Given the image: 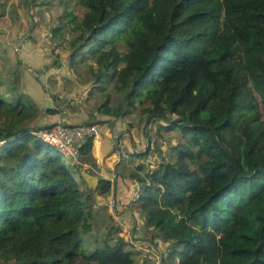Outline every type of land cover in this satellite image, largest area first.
Listing matches in <instances>:
<instances>
[{"label":"trees","instance_id":"16d2710c","mask_svg":"<svg viewBox=\"0 0 264 264\" xmlns=\"http://www.w3.org/2000/svg\"><path fill=\"white\" fill-rule=\"evenodd\" d=\"M74 1L81 15L65 8L50 28L54 37L68 22L77 30L68 61L91 54L95 78L129 87L126 104L146 101L140 110L165 121L155 130L181 136L168 145L172 159L134 174L131 199L144 231L168 241L164 263L264 264V0ZM14 92L0 96V262L150 264L133 263L109 213L93 245L97 210L80 186V162L31 132L34 104ZM95 110L125 111L105 100ZM90 145H79V161ZM150 148L159 149L154 139L138 154ZM109 188L104 177L94 186Z\"/></svg>","mask_w":264,"mask_h":264},{"label":"rangeland","instance_id":"374dc122","mask_svg":"<svg viewBox=\"0 0 264 264\" xmlns=\"http://www.w3.org/2000/svg\"><path fill=\"white\" fill-rule=\"evenodd\" d=\"M27 1L28 4H24V6L22 7V0H12V2L8 0L7 14L3 18L0 16V80L2 81V87H4L5 84L10 86L13 91L12 93L14 94V89L15 91H17L22 90L23 88V90L30 93L32 99L38 103V96L30 88V83L32 82H29L27 84L24 73L33 72L34 74H38L39 78H41V84L44 83V88L47 89V84L50 83L51 80H49L50 76L49 78H47V73L45 72L55 70V72L57 73L58 69L62 73L67 72L68 74H70V80H64L61 87L59 86L58 89L54 87L53 91H50L49 93L52 99L46 97V104L50 102L52 105L53 103H58L60 106H62V110L75 109L79 110L81 112V115H83L85 109L95 111L96 105L101 101L105 100L106 104L112 106H115L117 102H120L122 108H124V110L126 111L123 115H125L127 120H132L134 122L133 124L135 125V131L140 132L142 136L141 142L143 143V141H145L146 143L145 136H147L150 138L149 141L154 139L157 146L159 147V149L150 148L147 154L135 153V151L139 149L133 148V152L130 151L128 153L129 156L128 154H126V156L122 155L121 163L124 164L126 162V166L122 165V167L125 169L124 174L128 175L129 172L134 169V166H136L138 162H140L139 172H141L140 175H142L146 171L150 163L153 167L155 166V162L157 159H159L160 156L165 160L172 159L174 155L171 153L168 145L172 144L176 140L181 139L178 130L176 128L164 127H158L159 129L155 130L157 125L165 124V121L161 116H151L150 114L147 115L146 111L140 110V107L147 103L146 101L138 102L137 98L135 97L133 98L132 105L126 104L127 98L124 92L129 87L122 90L117 88L113 84V80L110 79L107 75L100 76L98 77V79L95 78L94 70L96 69V63L94 62L91 54H85L82 59H79L80 50L76 51L74 58L71 61L72 63H70L68 61V54L72 47H70L68 43L69 40H71L77 33V30L71 27L72 24L68 22V25L62 28L60 37L55 38L50 34V28L61 18L60 14L65 8L70 9L76 17H79L82 13L83 7L77 4L74 0ZM11 6H13L12 10L9 9ZM17 10H21L23 12L22 22H17L20 18V15L16 14ZM0 11H2V9ZM14 24H16V26H14ZM20 26H25V32L29 31V29L30 31H33L30 40L31 44L34 45L31 56L39 55L40 58L42 57V59H44L43 61H46L45 63H42L38 66L36 65V63L31 62L32 59H28V55H26L22 50L23 48L20 49L17 46V43L20 42V38L18 37V35H16V30L19 29ZM25 36L28 37L27 34ZM118 49L119 51L125 49L124 45L121 42H118ZM31 66H33V68H31ZM51 84L55 86L54 82H51ZM38 86L41 87L39 83ZM0 96L2 95L0 94ZM10 98H12V95L10 96ZM123 115L118 116L117 118L123 117ZM81 121L82 120H80V122ZM126 125L128 126L130 124L126 122ZM142 128L145 129L146 134L148 135L144 134L141 131ZM128 135H131V131ZM135 135L136 133L133 135L132 139L135 138ZM134 143L136 144L137 142ZM135 147H138V144H136ZM122 152H124V150H122ZM65 157L68 158L67 156ZM134 179L138 181L137 178ZM106 194H101V198ZM97 195H99V193H97ZM125 195L127 197L128 194ZM131 197L133 196L129 197V201ZM99 199V196H97V200ZM92 205L97 210V212L94 213L93 218H96L99 225L96 229H93L90 232V234H94V236H96L95 241H93V245H96L102 242V240L99 239V236L101 235V232L106 229L105 225L109 223V220L106 216L107 211L105 208H103V200L93 201ZM140 226L143 227L142 223ZM142 234L143 236H148V234L143 230ZM120 235H122V238L124 240H131L127 236V231H122ZM104 237L106 239L108 238L106 236ZM141 239H143L144 242L146 240L144 237H142ZM84 241H86L85 244H87L88 246L92 244L88 240H85V237ZM160 246H164L167 248V244L165 246L164 242L161 240L157 242L156 248L158 250L164 248H160ZM125 247L132 249V256H134L133 263H137L145 259L142 253L139 252V250L136 248L133 240H131L130 244L127 243ZM133 249H135V251ZM165 254L166 250H164L162 261L163 264H168L167 260L166 263H164ZM0 264L11 263L0 262Z\"/></svg>","mask_w":264,"mask_h":264},{"label":"crops","instance_id":"0c3cea01","mask_svg":"<svg viewBox=\"0 0 264 264\" xmlns=\"http://www.w3.org/2000/svg\"><path fill=\"white\" fill-rule=\"evenodd\" d=\"M9 1L12 2V0H9ZM14 1H17V0H14ZM7 3H8V0H0V10L2 9V11H0V13H2L0 14V16L2 18L6 16L7 14V11H8ZM22 3L23 4L21 6L23 7L24 4L25 5L28 4V1L24 0L23 2L22 0ZM12 7L13 6H11L10 8L8 7V8L12 10L13 9ZM22 13L23 12L21 10H17L16 14L20 15V18L18 19L17 22H22L23 20ZM14 26H16V24H14ZM24 28L25 26H20V28L16 30V35H18V37L20 38V42L17 43V46L20 49L23 48L22 50L26 55H28V59H32L31 62L36 63V65L39 66L40 64L45 63L46 61H43L44 59H42V57L40 58L39 55L31 56V52H32L34 45L31 44L30 40H31L33 31H30L29 29V31L25 32ZM26 34L28 35V37L25 36ZM31 68H33V66H31ZM45 73H47L46 74L47 78H49L50 76L49 80H51V82H54L55 86H53L50 82L47 84V89H45L44 83L41 84L40 82L41 78H39L38 74L36 73L34 74L33 72L24 73L25 75L24 77H26L25 80L27 84L29 82H32L30 83V88L38 96V100H39L38 103L34 101L32 97L30 96V93L23 90L22 88V91L25 93L26 97H28V99L32 101L35 107V115L33 118L29 120V123L31 125L39 126V125H45V124H49V123L59 121V120H63L65 122L76 123V122H80V120L84 121L88 119H98L99 118V120L97 121L99 124L97 135L94 137V139H92V142L90 145V154L92 158L90 157V159L87 158L84 161H80L79 174L82 176L83 173H89V174H93L97 176V174H99L97 171V168H98L99 170H102L101 172L104 173L105 175L108 172V167L113 166V168L115 169L116 175H117V181L115 178L112 191L115 194L120 195L124 199V204L116 206V213H115L116 216L118 218H121L122 222H124V225H125L124 228L131 233L132 237H138V238L144 237L146 240H148L149 236H151V240L153 239L154 245L157 247V242L160 239H157L155 238V236H152L153 229H151V227H149L146 232L144 231V227L140 226L142 223V216L138 211V208L136 206V201H132V202L129 201V197L135 196V191L139 186L138 181L134 179L136 178L134 174L140 175L141 173L139 172L140 162H138L136 166H134V169L130 171L128 175L124 174L125 169L122 167V165L126 166V162L124 164L121 163L122 155L126 156V154H128L130 151L133 152V148L139 149L135 151V153H138V152L143 151L146 147L145 141H143V143L141 142L142 136L140 132H137L134 129L135 128V125L133 124L134 122L132 120H127L125 115H123L125 114L126 111L118 115V116L123 115V117H120V118H117L118 116H114V115H111L105 112H100L96 110L92 111V110H87V109L84 110L83 115H81V112L79 110H75V109L63 110L64 111L63 114H60L59 111L63 109L62 106L58 105V103L57 104L53 103L52 105L51 102L46 104L45 99L46 97L51 98L49 93L50 91H53L54 87L58 89L59 86L61 87L64 80H70V74H68L67 72L62 73L60 72L59 69L57 70V73L55 72V70L45 72ZM1 82L2 81L0 80V94L2 95V97L6 99H12L15 94L7 90L6 84L4 85V87H2ZM38 83L40 84L41 87L38 86ZM11 95H12V98H10ZM48 107L57 108V110L54 112H48L46 110ZM108 118L110 120V123L108 122ZM126 122H128V124L130 125L127 126ZM130 131H131V135H128ZM135 133H136L135 138L132 139ZM134 142H137L136 144H138V147H135L136 144ZM122 150H124V152H122ZM148 168H153L151 163L149 164L147 169ZM80 186L85 188L86 194L90 193L89 197L92 199V202L104 200L106 196L105 195L104 197L101 198L100 196L101 194L97 195V192L94 190L95 184L94 186L90 187L89 184L85 180L83 183L80 184ZM125 194H128L127 197ZM97 196H99L100 198L99 200H97ZM105 209L107 213L110 214L112 218L111 220L115 224L116 223L115 219L114 217H112L109 209L106 206H105ZM142 230L145 233H147L148 236H143ZM122 231L124 230L119 226L117 233L120 235ZM163 242L165 246L166 244H168V241H163ZM130 243L131 242H129V244ZM161 247H164V246H160V248ZM162 249L166 250V247ZM133 250L135 251V249ZM132 257L134 258V256Z\"/></svg>","mask_w":264,"mask_h":264},{"label":"built area","instance_id":"2783aa9c","mask_svg":"<svg viewBox=\"0 0 264 264\" xmlns=\"http://www.w3.org/2000/svg\"><path fill=\"white\" fill-rule=\"evenodd\" d=\"M97 123L98 122L94 121V119H91L87 122L81 121L76 123L52 122L48 125L36 126L35 128L31 129V132L48 144L55 146L71 161L79 163V145L88 138H90L92 142V139H94V137L97 135ZM97 171L99 173L97 175L109 180L110 188L103 200V204L109 209L112 217H114L116 222L115 224L118 227L120 226L125 232L127 231V236L129 239L133 240L136 248L142 253V255L149 261L150 264H163L162 258L164 250H158L154 245V242H150L148 240H145L144 242L141 238L132 237L131 233L124 228L125 225L121 218L116 216V206L124 204V199L112 191L116 178V172L113 166L108 167V172L105 175L101 172L102 170H99L98 168ZM131 240L129 241L131 242Z\"/></svg>","mask_w":264,"mask_h":264},{"label":"water","instance_id":"95a60500","mask_svg":"<svg viewBox=\"0 0 264 264\" xmlns=\"http://www.w3.org/2000/svg\"><path fill=\"white\" fill-rule=\"evenodd\" d=\"M60 112V114H63V110H60L59 111ZM55 122H61V123H65V121H63V120H59V121H55ZM108 122L110 123V120H109V118H108ZM142 132L144 133V134H146V131H145V129L143 128V130H142ZM145 139H146V144H145V146L148 144V137L147 136H145ZM82 177H83V179L89 184V186L91 187V186H94V184H95V182L98 180V178L99 177H101V176H96V175H93V174H89V173H83L82 174Z\"/></svg>","mask_w":264,"mask_h":264},{"label":"flooded vegetation","instance_id":"af4514ba","mask_svg":"<svg viewBox=\"0 0 264 264\" xmlns=\"http://www.w3.org/2000/svg\"><path fill=\"white\" fill-rule=\"evenodd\" d=\"M59 105V104H58ZM57 107H59V106H57Z\"/></svg>","mask_w":264,"mask_h":264}]
</instances>
